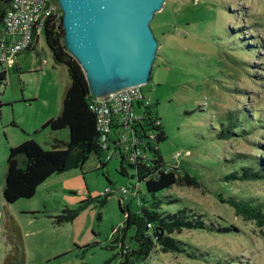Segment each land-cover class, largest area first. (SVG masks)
Listing matches in <instances>:
<instances>
[{
  "label": "rangeland",
  "instance_id": "rangeland-1",
  "mask_svg": "<svg viewBox=\"0 0 264 264\" xmlns=\"http://www.w3.org/2000/svg\"><path fill=\"white\" fill-rule=\"evenodd\" d=\"M150 27L158 48L150 80L142 89L165 132L159 151L168 166L199 181L157 193L175 199L163 203L160 211L187 207L217 228H234L183 229L173 236L185 244L190 256L154 247L142 261L131 259V263L264 264V229L235 215L218 199L222 194L264 200V179H224L249 158L264 161V118L247 120L249 132L243 135L233 124L241 119L243 111L237 110L242 108L264 115V0H165ZM39 59L47 60L42 71L36 70ZM3 68L0 264H123L115 241L125 226L119 205L136 209L138 197L130 191L136 183L133 171L128 168V176L117 171L119 157L112 149L99 160L91 153L81 168L51 176L31 198L4 200L8 143L31 137L48 149L53 136L68 140L67 129L52 131L42 125L60 112L69 77L66 67L54 62L43 35L27 53L2 56L0 51V71ZM136 111L142 115V109ZM227 129L229 138H219L220 131ZM257 144L263 147L258 150ZM127 145L123 142L122 148ZM107 155L110 159L103 166L100 162ZM135 186L141 197L150 199L144 182ZM122 187L128 192L121 193ZM107 188L110 191L104 194ZM78 208L71 221L56 222L68 214L65 209ZM133 232L132 227L126 229L123 239L130 250L137 247Z\"/></svg>",
  "mask_w": 264,
  "mask_h": 264
},
{
  "label": "trees",
  "instance_id": "trees-1",
  "mask_svg": "<svg viewBox=\"0 0 264 264\" xmlns=\"http://www.w3.org/2000/svg\"><path fill=\"white\" fill-rule=\"evenodd\" d=\"M8 5L9 0L0 1V20ZM61 15L57 18L49 17L44 26L43 37L54 62L66 67L69 84L62 98L60 112L55 117L47 119L42 128L52 131L67 129L68 140L54 139L50 148L44 149L34 139L27 138L20 144L9 148L2 189L3 198L7 203L31 198L37 188L49 177L70 169L81 168L91 153L97 154L99 160L106 150L102 147L99 133L96 130L95 114L89 109V102L93 96L88 80L79 63L70 55L65 46ZM37 41L34 38L33 45L22 52H29L35 47ZM39 62L40 59L38 64ZM5 79L6 71L3 68L0 71V82H4ZM237 111H243V113L241 119H236L233 124L240 126L242 135L249 132L245 125L247 120L261 121L260 118H264V115L256 109L242 108ZM255 117L258 118L254 119ZM132 130L130 129L129 134L136 138L133 147L113 154L119 157L117 171L120 174L128 176V168L133 171L131 177L134 176L136 183L133 185L134 189L130 191L133 197L136 195L138 197L136 209L132 210L127 203L124 207L119 205L120 211L125 216V226L115 241H119L120 254L124 259L123 264H132L131 259L142 261L154 247L165 252L184 253L190 256L184 247L185 244L173 236L174 233H179L183 229L228 231L234 228L231 226L217 228L212 221H206L202 214L187 207L175 212L160 211L163 203H171L175 199H170L169 196L159 197L157 193L175 184L179 186L197 185L199 181L187 172L181 174L178 167L168 166L165 162L159 151L158 143L166 136L160 117L152 109V104L145 107L141 118L135 121L134 130ZM229 134V129L222 130L218 137L227 139ZM110 142L112 150L119 148L115 139L110 138ZM261 147H263L262 144H257L256 148L260 150ZM100 164L104 166L102 162ZM224 179L226 181L262 180L264 179V161L258 157L249 158L240 168L224 175ZM140 182H144L146 191L151 195L150 199L141 197L140 190L135 186ZM218 199L230 205L235 215L253 222L261 231L264 229V200L257 201L251 197H225L222 194H218ZM78 210L79 208L65 209L64 211L68 214L60 217L56 222L71 221ZM131 227L134 231L132 237L137 247L130 250L123 239L125 230Z\"/></svg>",
  "mask_w": 264,
  "mask_h": 264
},
{
  "label": "water",
  "instance_id": "water-1",
  "mask_svg": "<svg viewBox=\"0 0 264 264\" xmlns=\"http://www.w3.org/2000/svg\"><path fill=\"white\" fill-rule=\"evenodd\" d=\"M165 0H57L67 50L94 97L144 85L158 41L150 27Z\"/></svg>",
  "mask_w": 264,
  "mask_h": 264
},
{
  "label": "built area",
  "instance_id": "built-area-1",
  "mask_svg": "<svg viewBox=\"0 0 264 264\" xmlns=\"http://www.w3.org/2000/svg\"><path fill=\"white\" fill-rule=\"evenodd\" d=\"M61 14L57 0H9L0 20L1 55L4 56L6 52L18 54L29 49L33 45V39L38 40L44 34V26L49 17L57 18ZM46 63V59L40 60L38 69L42 71V66ZM142 86H126L105 96L91 98L89 109L95 114L96 130L105 151L111 149L110 138L115 139L119 146L117 150H113V154L119 153V150L123 152L131 149L136 142V138L129 134L130 129L134 130L135 121L141 118L136 109L144 111L145 107L152 104ZM127 141L126 149L122 148L123 142ZM109 159L110 155H107L105 161ZM109 191L107 188L103 193ZM120 191L127 193L128 188L122 187Z\"/></svg>",
  "mask_w": 264,
  "mask_h": 264
},
{
  "label": "crops",
  "instance_id": "crops-1",
  "mask_svg": "<svg viewBox=\"0 0 264 264\" xmlns=\"http://www.w3.org/2000/svg\"><path fill=\"white\" fill-rule=\"evenodd\" d=\"M37 66H38V62H37ZM37 69H38V67H36V70H37ZM45 121H46V120H45ZM45 121H44V122H45ZM44 122H43V123H44ZM35 131H36V130H35ZM28 136H29V135H28ZM28 138H31V137H28ZM26 139H27V138H26ZM52 139H57V138H56V136H55V137L53 136ZM24 140H25V139H21V138H19V139L15 140V141H13V142H11V143H8L7 147L9 148V147H12V146H14V145H17V144L21 143V142L24 141ZM34 140H35V139H34ZM51 143H52V142H51ZM106 162H107V161H104L103 164L105 165ZM49 178H50V177H49ZM41 185H42V184H41Z\"/></svg>",
  "mask_w": 264,
  "mask_h": 264
}]
</instances>
